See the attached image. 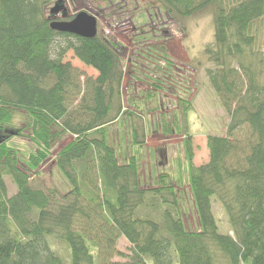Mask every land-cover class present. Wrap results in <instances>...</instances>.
Wrapping results in <instances>:
<instances>
[{
    "label": "trees",
    "instance_id": "1",
    "mask_svg": "<svg viewBox=\"0 0 264 264\" xmlns=\"http://www.w3.org/2000/svg\"><path fill=\"white\" fill-rule=\"evenodd\" d=\"M53 1L64 0H0V264H67L61 256L66 244L70 264H264V0H151L177 22L218 5L214 42L205 48L213 64L207 73L230 118L225 134H208L206 163L195 165L187 133V168L179 169L177 185L153 171L150 188L142 186L138 156L150 103L131 98L133 108L124 104L120 44L99 32L81 37L51 28L47 8ZM158 48L168 60L167 48ZM68 50L97 77L82 79L64 60ZM148 92V99L157 94ZM178 101L174 123L165 115L160 122L164 133L187 129L192 103ZM21 114L36 147L24 161L7 143L24 132L15 123ZM121 119L133 147L123 161L110 126ZM69 134L54 159L71 186L59 197L57 190L35 186L33 173ZM7 177L16 192L9 193ZM185 183L198 230L183 219ZM214 197L226 209L228 233L218 228ZM121 237L131 244L127 253L117 248Z\"/></svg>",
    "mask_w": 264,
    "mask_h": 264
},
{
    "label": "rangeland",
    "instance_id": "2",
    "mask_svg": "<svg viewBox=\"0 0 264 264\" xmlns=\"http://www.w3.org/2000/svg\"><path fill=\"white\" fill-rule=\"evenodd\" d=\"M63 3L67 10L66 17L70 18L73 14L86 10L96 15L98 32L114 43L120 44L119 50L125 71L122 90L125 94L126 107L133 108L127 103V99L149 100L150 104L147 105V109L145 108L144 114L142 113L148 126L147 139L138 155L142 186L150 188L155 185L153 171L158 175H169L173 179L172 182L177 185L179 169L187 168L184 144L187 133L192 134L194 163L198 165L209 160L208 134H225L229 124V114L208 78L207 67H213V64L205 52L206 45L214 42L218 5L208 6L192 17L182 18L177 22L151 0H64ZM54 6L53 1L47 8L48 16L51 20H63L64 9L54 13L51 10ZM107 29H110V33L106 32ZM60 41L62 40H57L58 43ZM260 44L264 49V43ZM161 45L167 48L168 60H165L167 62L163 60L165 58L158 48ZM220 50L225 62L232 63V57L225 54L224 47ZM67 52L64 60L78 68L82 73V79L87 76L97 77L99 72L92 66L81 62L72 50ZM159 69H162L161 73L158 72ZM152 90L157 94L155 97L149 96L148 99V91ZM179 99H187L192 103L185 124L187 129L183 126L175 132L164 133L160 122L165 115L166 122L174 123L175 113H180ZM138 113L141 112L138 110ZM178 118H181L180 115ZM25 122V114L19 115L15 123L17 127H24V132L19 136L13 133L14 135L7 140L9 145L20 151L22 161L30 152L36 150L30 137L31 129L25 127ZM110 126L112 142L118 147L119 158L123 161L126 159L125 154H133L128 125L121 119ZM71 137L72 135L69 134L57 140L52 155L40 166L39 173H33L32 183L35 186L45 190H57L59 197L69 191L71 186L57 168L54 159L58 150L68 143ZM122 137H125L123 145L120 144ZM22 167H25L23 162ZM6 183L9 186V193L16 192L17 188L9 177L6 178ZM182 188L186 199L183 219L190 230H198L199 219L191 197V189L187 183L183 184ZM212 208L220 231L230 232L226 209L217 197L213 198ZM64 243L66 244L63 241ZM130 245L125 237H121L117 242L118 250L123 253L128 252ZM65 246L68 247L67 253H64L63 245L56 247L64 253L61 255L64 261L70 264V249L67 244ZM114 259L124 260L119 255Z\"/></svg>",
    "mask_w": 264,
    "mask_h": 264
},
{
    "label": "water",
    "instance_id": "3",
    "mask_svg": "<svg viewBox=\"0 0 264 264\" xmlns=\"http://www.w3.org/2000/svg\"><path fill=\"white\" fill-rule=\"evenodd\" d=\"M62 9H64V16L67 15V10L65 9V5L62 3H57L51 9L52 12L58 13ZM98 19L96 15L89 13L84 10L77 13L72 19L67 20H52L51 28H54L60 32H69L72 34H77L81 37H95L98 33L97 29Z\"/></svg>",
    "mask_w": 264,
    "mask_h": 264
},
{
    "label": "built area",
    "instance_id": "4",
    "mask_svg": "<svg viewBox=\"0 0 264 264\" xmlns=\"http://www.w3.org/2000/svg\"><path fill=\"white\" fill-rule=\"evenodd\" d=\"M106 32H107V33H110V29H107Z\"/></svg>",
    "mask_w": 264,
    "mask_h": 264
}]
</instances>
